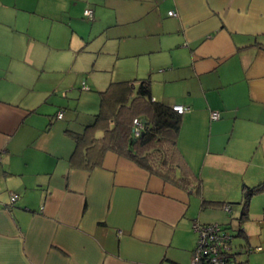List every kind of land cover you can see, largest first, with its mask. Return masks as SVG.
Listing matches in <instances>:
<instances>
[{
	"label": "crops",
	"instance_id": "crops-1",
	"mask_svg": "<svg viewBox=\"0 0 264 264\" xmlns=\"http://www.w3.org/2000/svg\"><path fill=\"white\" fill-rule=\"evenodd\" d=\"M141 78L188 107L189 189L113 150L90 168L76 152L100 92ZM262 180L264 0H0V264H190L194 222L264 264V190L241 218Z\"/></svg>",
	"mask_w": 264,
	"mask_h": 264
},
{
	"label": "trees",
	"instance_id": "trees-1",
	"mask_svg": "<svg viewBox=\"0 0 264 264\" xmlns=\"http://www.w3.org/2000/svg\"><path fill=\"white\" fill-rule=\"evenodd\" d=\"M134 118L143 123L138 136L132 132ZM181 120L182 113L152 98L148 78L112 82L100 92V110L88 126L90 130L75 136L76 152L90 168L100 164L106 150H113L161 178L189 189L194 178L176 144ZM94 129L100 130L101 136L95 137ZM262 190L264 180L245 188L241 218L246 217L250 197Z\"/></svg>",
	"mask_w": 264,
	"mask_h": 264
},
{
	"label": "built area",
	"instance_id": "built-area-1",
	"mask_svg": "<svg viewBox=\"0 0 264 264\" xmlns=\"http://www.w3.org/2000/svg\"><path fill=\"white\" fill-rule=\"evenodd\" d=\"M93 11L91 7L84 9V15L92 17ZM168 14L174 15V10H169ZM172 108L179 112L184 113L188 107L182 104H174ZM61 116V112L57 117ZM220 113L217 110L210 111L211 119H218ZM143 128V123L139 118L133 119L132 132L134 136H138ZM17 198L16 193H12L10 201L13 202ZM224 209L229 210V206L225 205ZM193 229L197 233V241L192 250L190 264H236L235 259L231 255V240L232 234L227 227L217 222L201 223L194 222ZM258 246L255 249H260Z\"/></svg>",
	"mask_w": 264,
	"mask_h": 264
},
{
	"label": "rangeland",
	"instance_id": "rangeland-1",
	"mask_svg": "<svg viewBox=\"0 0 264 264\" xmlns=\"http://www.w3.org/2000/svg\"><path fill=\"white\" fill-rule=\"evenodd\" d=\"M138 41H139V40H138V38H137V39H136V42L138 43ZM112 48H113V44L109 43L105 49L111 51ZM109 74H110V73H109ZM196 239H197V235H195V240H196ZM238 240H239L238 237H237V238L233 237V243H237Z\"/></svg>",
	"mask_w": 264,
	"mask_h": 264
}]
</instances>
